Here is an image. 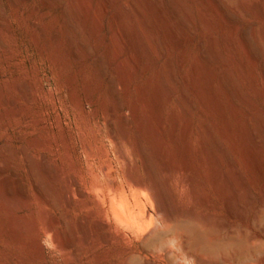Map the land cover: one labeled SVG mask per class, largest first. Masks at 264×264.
Instances as JSON below:
<instances>
[{"label":"rangeland","instance_id":"1","mask_svg":"<svg viewBox=\"0 0 264 264\" xmlns=\"http://www.w3.org/2000/svg\"><path fill=\"white\" fill-rule=\"evenodd\" d=\"M16 1L0 0V20H7L0 21V186L6 179L9 193H22L27 204L8 202L0 190V264H129L132 258L139 264H264V228L254 223L264 198V0H244L256 1L259 16L225 5L237 33L202 0H181L189 16L179 5L169 10L193 38H179L176 46L166 24L132 0H84L87 13L74 0L49 7L43 0ZM73 6L74 32L87 56L80 62L65 55ZM121 7L129 13L120 15ZM249 21H257L254 60L239 41ZM45 25L59 32L58 53L40 51L43 39L35 37ZM132 25L147 37L155 62L131 47ZM202 36L214 42L218 80L195 63ZM129 58H139L133 68ZM167 58L176 95L161 92L156 99ZM196 65L199 95L190 77ZM229 85L244 97L239 114L230 108ZM181 94L192 111L188 130ZM252 135L261 150L252 148ZM204 139L213 142L217 163ZM161 205L226 228L175 230ZM13 216L21 229L16 233L8 228ZM157 232L166 234L165 246L148 249L144 239ZM55 235L71 245L59 246ZM201 239L216 243L221 255H205Z\"/></svg>","mask_w":264,"mask_h":264},{"label":"bare ground","instance_id":"2","mask_svg":"<svg viewBox=\"0 0 264 264\" xmlns=\"http://www.w3.org/2000/svg\"><path fill=\"white\" fill-rule=\"evenodd\" d=\"M10 2H11V4L14 6L15 5V3L17 2L16 0H9ZM52 1H60V0H43V6L44 7H49V6H51V5H53L55 2H53V4H51L52 3ZM101 1H103V0H101ZM106 1V0H105ZM116 1V0H115ZM164 1V0H163ZM162 1V2H163ZM168 1V0H167ZM204 3H206V4H208V5H210L213 9H214V11L217 13L216 15H218L223 21H225V22H227L226 21V19H227V15H226V10H225V5H230V6H234L235 8H237L238 9V11L240 12V13H243L242 15H244V17L246 16V15H249L250 14V12H253V13H256V15L259 13H257V10H258V6H257V3H256V1L254 2V3H252V5L251 6H249L248 5V2L247 1H250V0H247L246 2L243 0V2L244 3H242V4H239L240 2V0H202ZM61 2V1H60ZM86 1H84V0H74V6L76 5L77 6V8H79L78 10H80L82 13H87V11H88V9H89V7L87 6V4L85 3ZM160 0H132V3L133 4H135V6L137 7L138 6V4L140 5V4H143V6L145 5V7H146V9L148 8L149 9V11L153 14V16H154V18L156 19V22H163L164 24H166V30H167V34L170 36V38L172 39V41L175 43V45L174 46H176L177 44V42H178V40H179V38H182L183 39V41L185 42V43H190L191 41H192V35H191V33L187 30V28L180 22V21H178L177 19H176V16H174V14L169 10V9H171L172 7H174V6H176V5H179V7H181V9L183 10V12L185 13V15H187V16H189L188 15V12H187V10H186V8L183 6V4H181V0H169V3L167 4V5H169L168 7H166L163 3H162ZM263 2V1H262ZM105 3V2H104ZM129 3V2H128ZM131 3V2H130ZM102 5V4H101ZM262 5H264V4H262ZM68 7L69 9H68V13L67 14H69V19L67 20V22H65L66 23V26H65V29H66V38H67V43H68V50H66L67 52V54H65V55H68V56H71L72 58H74V60H76V61H78V62H80V61H83L84 59H86V54H85V51L83 50V47H82V45L80 44V42H79V40H78V38H77V35L75 34V32H74V28H75V21H76V17H75V12L77 11V8L76 7ZM103 6H105V5H103ZM134 6V5H133ZM17 7V6H16ZM101 7V6H100ZM208 7V6H207ZM260 7V6H259ZM74 8H76V11L74 10ZM103 8V7H102ZM122 8V7H121ZM142 8V7H141ZM140 8V9H141ZM104 9V8H103ZM145 10V9H144ZM127 11V9H124V8H122L121 9V13H120V15L121 14H128L129 12H126ZM134 11V10H133ZM143 12H145V11H143ZM149 12V13H150ZM133 13V12H132ZM136 13L137 14H140L141 12L140 11H138V10H136ZM77 14V13H76ZM205 14V13H204ZM204 14H202V16H201V21H200V19H199V21H200V23H202L201 25L203 26V25H205L206 24V22H207V19H206V16L204 15ZM1 15V14H0ZM118 15V14H117ZM132 15V14H131ZM142 15V14H141ZM140 15V16H141ZM207 15V14H206ZM254 15V14H253ZM260 15V13L257 15V16H259ZM249 16H251V15H249ZM257 16H255L254 15V17L256 18ZM260 16H264V15H260ZM253 17V18H254ZM118 18V17H117ZM261 18V17H260ZM260 18H257L258 20L260 19ZM264 18V17H263ZM262 18V20H264ZM40 18L39 17H37V20H35L34 22H35V25H38V20H39ZM119 19H120V17H119ZM248 19V18H247ZM132 20V19H131ZM139 20V19H138ZM189 20V19H188ZM191 20V19H190ZM256 20V19H255ZM1 21V23H2V21L3 20H0ZM120 21V20H119ZM261 21V20H260ZM5 21H3V23H4ZM6 22H7V20H6ZM5 22V23H6ZM153 22V21H152ZM256 23H257V21H255ZM255 22H253V21H249L247 24H245V26L243 27V29H242V31H241V35H240V46H242V49H243V51L248 55V57H249V59H251V60H254V58H255V54H256V52H258L257 50H256V46H255V44H254V39H256L255 38V36H256V33L258 32L257 31V25H256V23ZM263 22V21H262ZM4 23V24H5ZM93 23H95V22H93ZM210 23V22H209ZM96 24V23H95ZM227 24H228V26L230 27V29L235 33L236 31H237V26H236V24L235 23H230V22H227ZM8 25V24H7ZM99 25V24H98ZM124 25V24H123ZM122 25V26H123ZM137 25V24H136ZM259 25H260V23H259ZM39 26V25H38ZM135 26V25H134ZM133 25L131 26V28H132V32H131V37H129L130 38V41H131V47H133V49L134 50H136V52H138L139 54H141V55H143L146 59H148V60H152L153 62H155V60H156V53L154 54V53H152V51H151V49H153V48H150L149 46H150V44H148L149 43V41H148V43H147V40H146V38H145V34L143 33H141L140 32V30L138 29V26L137 27H134ZM140 26V25H139ZM154 26V25H153ZM160 26V25H159ZM201 26V27H202ZM262 26V25H261ZM95 27H96V25H95ZM94 27V28H95ZM124 27V26H123ZM142 27V26H141ZM204 27V26H203ZM263 27V26H262ZM261 27V28H262ZM36 28V27H35ZM127 28V27H126ZM143 29V28H142ZM205 29H206V27H205ZM258 29H259V27H258ZM41 31H39L40 33L39 34H37V37H35V38H37L38 40H41V39H43L42 41H43V43L41 44V48H40V51H41V53L43 54V52H49L48 54H50V52H52L53 53V51L56 53H58V50L57 49H59V32L56 30V31H54L53 30V26H48V25H45V26H43L41 29H40ZM126 30V29H125ZM130 30V29H129ZM190 30V29H189ZM203 30V29H202ZM201 30V31H202ZM191 31V30H190ZM204 31V30H203ZM98 32V31H97ZM129 32V31H128ZM153 32V31H152ZM204 33V32H203ZM237 33V32H236ZM201 34V33H200ZM201 36V35H200ZM205 36V35H204ZM204 36H202V38H201V40H200V48H201V52H200V54L197 56V59H196V61H195V63L196 64H198L199 66H201V68L203 69L202 71H205L206 72V74L208 75V78L210 79V80H214V79H217L218 80V76H220V75H218L217 76V71H216V68L214 67V56H215V54H216V50H215V45H214V42H213V40H208L207 38H205L206 36H207V34H206V36L204 37ZM165 38H166V36H165ZM211 38V37H210ZM168 39V38H167ZM213 39V38H212ZM34 40V39H33ZM168 40H170V39H168ZM37 42V41H36ZM165 42V41H164ZM35 43V42H34ZM151 43V42H150ZM166 43H167V40H166ZM179 43V42H178ZM0 44H1V40H0ZM37 44V43H36ZM181 44H182V42H181ZM172 45V44H171ZM187 45V44H186ZM4 46V45H3ZM58 46V47H57ZM167 46H168V43H167ZM1 47V46H0ZM170 47V46H169ZM170 49H172V48H170ZM169 49V50H170ZM216 49H217V46H216ZM2 50V49H1ZM168 51V50H167ZM166 52V51H165ZM169 52V51H168ZM65 53V52H64ZM167 54V53H166ZM44 55V54H43ZM158 55V54H157ZM246 55V56H247ZM165 56V55H164ZM66 57V56H65ZM160 57V56H159ZM170 57V56H169ZM142 59V61H143V58H141ZM157 59H159L158 58V56H157ZM180 59V58H179ZM179 59H178V61H179ZM216 59V58H215ZM137 60H139V58H137L136 59V61ZM166 60V62H165V65H164V67L162 66L163 64H161L160 66H162V67H160V68H163L162 70H161V72L159 73V75H158V81H159V85H158V87L155 89V93L154 94H156V99L158 98V96L161 94V92H164V93H166L167 95H172V94H174L175 93V84L173 83V80L171 79V77L172 76H170V74H169V69L168 68H170V67H168L169 66V64H170V59L169 58H167V59H165ZM136 61L135 60H133L132 58H129V66L130 67H134V65L136 64ZM158 61V60H157ZM220 61V60H219ZM222 61V60H221ZM147 62V61H146ZM153 62H151V63H153ZM216 62V61H215ZM223 62V61H222ZM254 62V61H253ZM143 63V62H142ZM147 63H149V61L147 62ZM194 63V64H195ZM138 65V64H137ZM182 66V65H181ZM136 67V66H135ZM191 68H193V69H191L192 70V74H191V78H192V80H193V83L195 84V87H196V90H197V94L199 95L200 93H201V90L199 89V85L197 84V82H196V79L198 78V71H197V65L196 66H192ZM121 69V68H120ZM223 69V68H222ZM224 69H226V68H224ZM223 69V70H224ZM131 70H133V69H131ZM120 72H121V70H119ZM130 72V71H129ZM119 73V72H118ZM122 74H120V75H122V79L123 80H125V76H126V73H125V71L124 72H121ZM201 73V72H200ZM201 74H204V73H201ZM157 76V75H156ZM205 76V75H204ZM189 77V78H190ZM206 77V76H205ZM156 78V77H155ZM227 78V75H224V76H222V77H220L219 78V81H220V85H221V87H223V85H225V79ZM185 79V78H184ZM205 79V78H204ZM207 79V78H206ZM175 80V79H174ZM200 80V79H199ZM205 81V80H204ZM207 81V80H206ZM155 82V81H154ZM200 82V81H199ZM156 83V82H155ZM158 83V82H157ZM201 83V82H200ZM209 83V82H208ZM228 82H226V84H227ZM156 85V84H155ZM192 86H193V84H192ZM201 86H203L202 84H201ZM229 87V92H231V93H234L235 94V99H234V101H232L231 100V102H230V108L234 111V113H236V114H239L242 110H240V108H239V104L238 103H240L241 101H244V97L240 94V93H238V91H236V89H234L233 87H232V85H229L228 86ZM19 88H21L20 86H19ZM193 88V87H192ZM202 88V87H201ZM37 89V88H36ZM177 89V88H176ZM195 88H193V90H194ZM222 89V88H221ZM33 90V89H32ZM50 90V89H49ZM154 90V89H153ZM19 91V90H18ZM21 92V94L23 93V95L27 98V97H29L30 95H29V93L26 91V89L25 88H21V90H20ZM177 91V90H176ZM223 91V90H222ZM226 91V90H225ZM224 91V92H225ZM29 92H30V90H29ZM33 92V91H32ZM31 92V93H32ZM184 92V91H183ZM194 92V91H193ZM163 93V94H164ZM180 93V92H179ZM196 93V92H195ZM227 93H228V90H227ZM34 94V93H33ZM53 94V93H52ZM165 95V94H164ZM174 95H176V94H174ZM198 95H196V96H198ZM227 95V94H226ZM228 95H230L229 93H228ZM23 96V97H24ZM39 96V95H38ZM51 96V95H50ZM202 96V95H201ZM24 97V98H25ZM36 97V96H35ZM154 97V96H153ZM189 97V96H188ZM199 97V96H198ZM32 98V97H31ZM28 99V98H27ZM35 99V98H34ZM189 99V98H188ZM188 99H187V97L184 95V94H181L179 97H178V104H179V107L181 108V112H182V116L184 117V119H185V127H184V129L185 130H188L189 128H190V118L192 117L191 115H192V111H191V108H190V105H189V101H188ZM201 99V98H200ZM29 100H30V98H29ZM37 100V99H36ZM155 100V99H154ZM201 101H203L204 102V100H201ZM200 101V102H201ZM199 102V101H198ZM243 103V102H242ZM201 104H203L202 102H201ZM245 104V103H244ZM12 105V104H11ZM157 105V104H156ZM51 106V105H50ZM202 107H204V104H203V106ZM206 107V106H205ZM179 108V109H180ZM206 108H203V109H201V111L199 112V113H202V115H204L203 113H204V110H205ZM207 110V109H206ZM52 111V110H51ZM61 111V110H60ZM19 112H17L16 114H17V116H19V114H18ZM53 113V112H52ZM233 113V114H234ZM46 114H48V113H46ZM61 115H63V114H61ZM64 116V115H63ZM251 118V117H250ZM252 120V119H251ZM247 123V124H246ZM256 124V123H255ZM203 125H205V124H203ZM245 125H248V122H245ZM249 126V125H248ZM200 128V127H199ZM246 129H247V126L245 127ZM204 130V129H203ZM248 131H249V129H248ZM156 131H154L153 130V133H155ZM207 132V131H206ZM246 133H248V132H246ZM251 134V133H250ZM250 134H248V135H250ZM253 137V135L252 136H250V142H251V144L254 146V147H252V148H257V150H258V144H256V143H258V142H255V141H253V139H251ZM206 139V138H205ZM204 139V140H205ZM210 139V138H209ZM208 139V142H207V140H205L206 141V143H208L209 144V148H210V150L211 151H209L210 152V157H211V159H214L215 161H216V163H217V160L219 161V157L216 155V154H218V153H216L215 154V151H214V148L213 147H215V146H213L214 144H213V142L211 141V140H209ZM212 139V138H211ZM248 139V138H247ZM205 141H204V143H205ZM251 145V146H252ZM261 146V145H260ZM260 148H262V147H260ZM259 148V150H261ZM256 151V150H255ZM261 154V153H260ZM220 156V155H219ZM218 164H219V162H218ZM218 166V165H217ZM0 171H1V169H0ZM3 172V171H2ZM1 172V173H2ZM37 172V171H36ZM226 173H228V172H226ZM229 175H230V172H229ZM231 177V176H230ZM229 179H227V184L229 185V186H231V183H230V181H228ZM230 180H231V178H230ZM156 183V182H155ZM154 183V184H155ZM7 185H8V182L6 181V179H2V182H1V196L3 195L4 196V199L5 200H7L8 202L9 201H14V200H18V201H20V202H22L24 205H26L27 204V198L25 197V195H23L22 193H19V194H10L9 193V190H8V187H7ZM133 185L135 186V187H137V188H142L143 187V185L142 184H140L139 182H136V181H134L133 182ZM167 185V184H166ZM154 186H156V185H154ZM235 186V185H234ZM156 190H157V193L155 192V198L157 199V201L159 202L158 204L160 205V199H161V197H160V192H158V190L159 189H157V188H155ZM235 190H236V188H234ZM160 191V190H159ZM78 194L79 195H82V192L81 191H78ZM263 203H262V207H261V209H259L258 210V212H257V214H256V216H254L255 217V221H254V223L256 224V225H258V226H260V227H263L264 228V198H263ZM69 203V202H68ZM7 204V203H6ZM8 206V205H7ZM162 206V205H161ZM4 209V208H3ZM6 209V208H5ZM4 209V210H5ZM9 209V208H8ZM10 210V209H9ZM7 211V210H6ZM160 211L163 213V215H164V218L169 222V223H171L172 224V226H173V229H177V228H184L185 230H187L188 232H190V233H193V232H195V231H197L198 229H199V227H206V228H211V229H214V230H216V231H219V230H221V231H223V229L225 230V225L223 224V223H220V222H216V223H211L208 219H206V218H199V217H197V216H195V215H192V214H188V213H185V214H179V213H177V212H171V211H169V210H167V209H165L163 206L160 208ZM230 211V210H229ZM10 212V211H9ZM231 212V211H230ZM10 220V219H9ZM8 228L10 229V230H12L13 232H19L21 229H20V227L17 225V222H16V220H15V218H14V216H13V218L11 219V221H10V223H9V226H8ZM48 230H50L51 229V226L49 225L48 226V228H47ZM175 230H173V232L172 233H175ZM264 230V229H263ZM12 232V233H13ZM200 234V233H199ZM17 236H19V235H17ZM17 236H16V238H17ZM246 236V235H245ZM256 236V235H255ZM254 236V237H255ZM165 237H166V234H164V233H160V232H157V233H155L154 235H152V236H149V237H146L144 240V243H145V247H147L148 249L149 248H154V247H156V246H165V242H164V240H165ZM247 237V236H246ZM251 237V236H250ZM198 238L199 237H197L196 239L198 240ZM200 238H202V237H200ZM248 238V237H247ZM253 238V237H252ZM54 240H55V243L56 244H58L59 246H61V247H67V246H70L71 244L70 243H63V242H60V239L55 235V238H54ZM202 240V239H201ZM200 240V241H201ZM62 241V240H61ZM199 241V242H200ZM203 241V240H202ZM204 241H205V239H204ZM201 242V248L200 249H202V251L205 253V255L207 254V255H209V256H213L214 258L215 257H219V255H221L220 253L222 252L221 250V248L218 246V245H215L214 243L213 244H211L210 242V244L209 243H206V242ZM227 245V244H226ZM57 246V245H56ZM228 246V245H227ZM226 246V247H227ZM225 248V247H224ZM222 260V259H221ZM223 261V260H222ZM129 264H139V261H138V259L137 258H132L130 261H129Z\"/></svg>","mask_w":264,"mask_h":264}]
</instances>
